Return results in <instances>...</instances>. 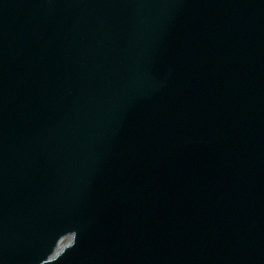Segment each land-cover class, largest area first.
<instances>
[{"label": "water", "instance_id": "95a60500", "mask_svg": "<svg viewBox=\"0 0 264 264\" xmlns=\"http://www.w3.org/2000/svg\"><path fill=\"white\" fill-rule=\"evenodd\" d=\"M0 264H264V0H0Z\"/></svg>", "mask_w": 264, "mask_h": 264}]
</instances>
